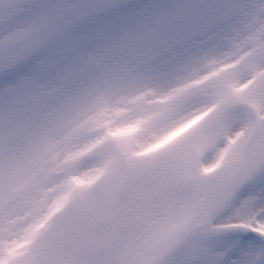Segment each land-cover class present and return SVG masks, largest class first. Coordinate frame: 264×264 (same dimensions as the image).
Segmentation results:
<instances>
[{"label":"snow or ice","instance_id":"obj_1","mask_svg":"<svg viewBox=\"0 0 264 264\" xmlns=\"http://www.w3.org/2000/svg\"><path fill=\"white\" fill-rule=\"evenodd\" d=\"M0 264H264V0H0Z\"/></svg>","mask_w":264,"mask_h":264}]
</instances>
